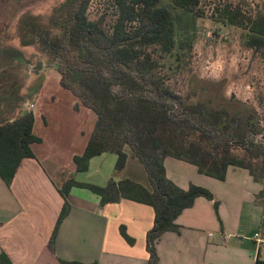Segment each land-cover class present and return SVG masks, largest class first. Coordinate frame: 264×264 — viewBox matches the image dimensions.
Wrapping results in <instances>:
<instances>
[{"label":"trees","instance_id":"16d2710c","mask_svg":"<svg viewBox=\"0 0 264 264\" xmlns=\"http://www.w3.org/2000/svg\"><path fill=\"white\" fill-rule=\"evenodd\" d=\"M92 1L60 0L47 14L25 11L15 23L16 39L20 47L33 49L37 71L55 70L60 86L96 114L84 153L73 158L76 172H87L90 161L103 154L116 156L120 172L129 151L143 165L150 189L129 179H109L105 186L65 181L59 190L64 205L48 246L55 252L58 230L70 212V190L82 188L97 195L102 206L121 200L150 206L155 219L146 237L148 263L159 264L156 241L178 232L176 220L197 198L213 200L204 188L183 190L168 179L166 158L192 164L219 181H225L230 167L244 169L262 186L257 200L264 204V128L258 115L192 102L170 83L171 75L187 67L195 43L184 20L194 23L210 8L209 17L244 31L245 46L260 50L264 10L251 9L244 0H113L115 20L107 28L103 17L89 19ZM34 122V115L25 113L0 123V178L7 186L24 160L35 159L31 146L41 139L33 133ZM234 150L244 157L234 156ZM120 234L134 244L123 226ZM0 264H12L5 253Z\"/></svg>","mask_w":264,"mask_h":264},{"label":"crops","instance_id":"0c3cea01","mask_svg":"<svg viewBox=\"0 0 264 264\" xmlns=\"http://www.w3.org/2000/svg\"><path fill=\"white\" fill-rule=\"evenodd\" d=\"M42 71L45 79L41 92L29 103L34 105L33 111L25 106L16 116L0 113V123L32 113L33 133L41 139L31 146L35 159L21 163L10 186L0 178V254L5 253L12 264H60V260L149 264L146 237L154 224V210L130 200L102 206L97 195L82 188L70 190V212L58 230L55 252L50 250L48 243L64 205L59 190L65 181L105 186L109 179H129L147 189L150 184L143 165L129 151L124 169L108 175L104 183L91 182L85 176L97 157L90 161L87 172H76L73 158L84 153L96 114L60 86L56 71ZM164 166L168 179L178 187L204 188L213 200L197 198L176 220L178 232H166L156 241L159 264L262 262L264 244L258 246L253 240L258 233L264 240V204L257 200L262 186L248 171L230 167L225 181H219L200 174L192 164L170 157ZM122 226L134 240L133 245L121 236Z\"/></svg>","mask_w":264,"mask_h":264},{"label":"rangeland","instance_id":"374dc122","mask_svg":"<svg viewBox=\"0 0 264 264\" xmlns=\"http://www.w3.org/2000/svg\"><path fill=\"white\" fill-rule=\"evenodd\" d=\"M57 1L0 0V113L5 117L16 116L34 102L45 79V73L36 70V60L31 59L33 49L19 47L15 23L25 11L47 14ZM244 1L251 9L264 10V0ZM206 11L207 16L194 23L184 20L195 34V43L187 67L171 75V86L192 102L202 101L230 114L255 112L264 128V49H248L244 31L217 23L209 17L210 8ZM88 17H103L106 27L112 26L113 0H93ZM51 71L48 69V74ZM233 155L244 157L240 150H234ZM116 159L113 154L97 157L85 176L91 182L104 183L108 175H114Z\"/></svg>","mask_w":264,"mask_h":264},{"label":"built area","instance_id":"2783aa9c","mask_svg":"<svg viewBox=\"0 0 264 264\" xmlns=\"http://www.w3.org/2000/svg\"><path fill=\"white\" fill-rule=\"evenodd\" d=\"M33 109H34V105H32V104H28V105H27V110H28L29 112H32ZM253 240L255 241V243H256L258 246H261V245L264 244V240H263V238L261 237V235H260L259 233L254 235ZM259 264H264V259H263L262 262L259 263Z\"/></svg>","mask_w":264,"mask_h":264},{"label":"water","instance_id":"95a60500","mask_svg":"<svg viewBox=\"0 0 264 264\" xmlns=\"http://www.w3.org/2000/svg\"><path fill=\"white\" fill-rule=\"evenodd\" d=\"M263 139H264V137H263Z\"/></svg>","mask_w":264,"mask_h":264}]
</instances>
